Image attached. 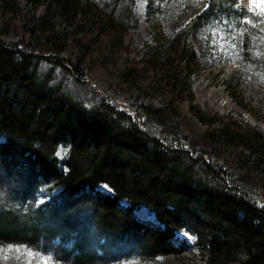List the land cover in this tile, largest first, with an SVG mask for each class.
I'll return each instance as SVG.
<instances>
[{
    "label": "trees",
    "instance_id": "16d2710c",
    "mask_svg": "<svg viewBox=\"0 0 264 264\" xmlns=\"http://www.w3.org/2000/svg\"><path fill=\"white\" fill-rule=\"evenodd\" d=\"M181 1L167 0L160 10L158 46L176 35L168 24ZM218 1L220 12L230 15L239 0ZM56 3L73 23L101 18L100 32L132 16V5L120 9L118 0ZM243 26L240 49L245 63L254 66L249 58L257 29ZM25 36L15 43L0 37V201L5 202L0 241L40 244L41 250L52 245L64 264H113L128 252L160 264L165 257L181 256L173 240L186 229L207 251L208 264H264L263 188L253 196L239 176L198 151L197 142L177 124L166 127L174 110L86 97L82 89L90 79L84 69L91 47L72 62L37 53L30 43L34 31ZM180 61L189 78L196 61L193 48ZM197 117L206 122L203 115ZM259 140L260 151L248 145L251 139L244 147L264 160V137ZM62 144L70 150L60 166L55 154ZM103 184L112 193L100 191ZM43 193L52 196L41 203ZM121 201L129 206H120ZM142 206L153 210L158 224L135 217ZM70 212L87 215L97 241L92 251L90 238L77 231Z\"/></svg>",
    "mask_w": 264,
    "mask_h": 264
},
{
    "label": "rangeland",
    "instance_id": "374dc122",
    "mask_svg": "<svg viewBox=\"0 0 264 264\" xmlns=\"http://www.w3.org/2000/svg\"><path fill=\"white\" fill-rule=\"evenodd\" d=\"M70 1L85 6L90 2L96 5L100 0ZM118 1L120 9L132 5V16L100 32L101 18L98 21L79 18L80 21L73 23L71 14L58 12L56 0H42L37 6L27 0H0V37L15 43L21 38L28 39L24 35L34 31L30 43L37 53L72 62L81 50L91 47L84 69L90 74L82 89L86 97L174 110L176 114L172 120L167 118L166 127L177 124L182 134L197 142L198 151L206 152L212 160L239 176L251 188L253 196L256 190L264 189V160L254 153V150L260 151L259 138L264 137V32L260 31V26H252L257 29L254 34L260 38L252 41L254 54L249 61L254 66L245 63L240 47L226 55L210 43V33L215 26L213 17L230 21L239 33L240 13H247L248 0H239L236 11L230 15L220 12L218 0H182L174 6V15L168 24L176 35L163 46H158L157 39L163 30L160 10L167 0ZM204 3L209 4L207 9L203 8ZM249 15L256 18L254 14ZM43 22L46 29H38ZM50 28L53 31L47 32ZM240 42L241 36H238L239 46ZM191 48L196 61L190 66L193 72L187 78V66L180 60L189 56ZM153 49L157 52L152 53ZM175 71H178L177 78ZM73 92L81 94L78 89ZM197 113L203 115L206 122L200 121ZM249 139L253 152L244 147ZM69 150L66 144L57 148L55 157L60 166L64 165ZM101 186L100 191L112 193L111 189ZM51 196L43 193L39 199L44 202ZM4 204L0 201L1 206ZM120 206L129 204L121 201ZM70 215L77 231H83V236L90 238L91 251L95 249L97 241L87 215L76 216L73 212ZM134 215L140 221L158 224L148 206L135 209ZM179 232L189 233L179 241L176 233L174 236V245L183 253L179 258L165 257L160 264H208L207 251L199 247L196 236L186 229ZM120 257L130 264H155L142 262L133 252L122 253ZM0 264L17 262L12 257Z\"/></svg>",
    "mask_w": 264,
    "mask_h": 264
},
{
    "label": "snow or ice",
    "instance_id": "6c2138e0",
    "mask_svg": "<svg viewBox=\"0 0 264 264\" xmlns=\"http://www.w3.org/2000/svg\"><path fill=\"white\" fill-rule=\"evenodd\" d=\"M196 2V0H192ZM249 8L247 13L241 12V25L239 26V33L232 27L230 21L222 20L213 17L214 27L210 33V43L214 48L219 49L224 54H230L239 49L237 43L238 36H243L246 29L243 25L260 26V31L264 32V0H248ZM208 3L203 4V8L207 9ZM254 14L255 19L249 15ZM185 23H188L187 21ZM237 54H239L237 52ZM264 79V76H262ZM135 119V116H133ZM187 147V145H185ZM104 189H109L108 184L101 186ZM39 202H43L40 200ZM189 233H176V239L179 241L182 236H188ZM15 257L17 264H64V258L57 257L54 254L52 245L43 246L37 244L35 247L30 244H22L19 242H5L0 241V261H9L10 258ZM117 264H130L129 261H118Z\"/></svg>",
    "mask_w": 264,
    "mask_h": 264
}]
</instances>
